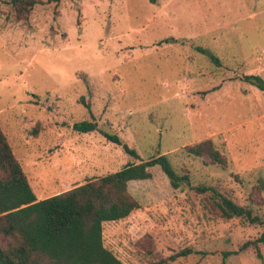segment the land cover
Returning a JSON list of instances; mask_svg holds the SVG:
<instances>
[{
  "label": "rangeland",
  "instance_id": "1",
  "mask_svg": "<svg viewBox=\"0 0 264 264\" xmlns=\"http://www.w3.org/2000/svg\"><path fill=\"white\" fill-rule=\"evenodd\" d=\"M38 1L20 20L0 0V124L38 198L166 153L188 179L174 188L157 165L130 182L141 207L104 223L105 245L125 264L187 247L167 264H264V244L224 258L263 228L214 218L193 190L218 185L264 218V91L245 79L264 80V0ZM206 139L226 166L187 152Z\"/></svg>",
  "mask_w": 264,
  "mask_h": 264
},
{
  "label": "trees",
  "instance_id": "2",
  "mask_svg": "<svg viewBox=\"0 0 264 264\" xmlns=\"http://www.w3.org/2000/svg\"><path fill=\"white\" fill-rule=\"evenodd\" d=\"M18 19H28L38 0H10ZM201 51L206 50L202 47ZM217 64L220 59L211 55ZM245 79L264 91V80L258 75ZM85 101V98H81ZM90 107L89 103H86ZM73 129L91 132L98 129L92 120L77 121ZM104 136L122 144L121 138L109 131ZM125 150L139 159L136 149L124 144ZM189 154L206 157L212 164L227 165V158L211 139L186 147ZM160 166L174 188H179L188 175H180L166 153L127 164L107 175L87 180L69 190L39 199L21 161L0 124V264H125L104 243V223L126 219L141 207L129 189L136 180L153 176L151 167ZM202 195L205 212L216 219H239L243 224L263 228L259 237L244 242L237 250L224 251V258L253 248L262 257L264 218L251 205L242 204L228 191L215 184L193 187ZM191 247L155 261L167 264L188 256ZM225 263V260L223 262Z\"/></svg>",
  "mask_w": 264,
  "mask_h": 264
}]
</instances>
